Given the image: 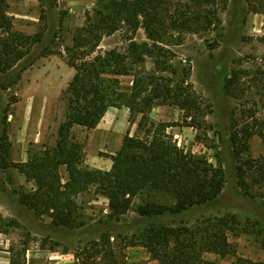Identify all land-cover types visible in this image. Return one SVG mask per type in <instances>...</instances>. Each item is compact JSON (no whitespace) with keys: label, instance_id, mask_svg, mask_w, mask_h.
Segmentation results:
<instances>
[{"label":"rangeland","instance_id":"obj_1","mask_svg":"<svg viewBox=\"0 0 264 264\" xmlns=\"http://www.w3.org/2000/svg\"><path fill=\"white\" fill-rule=\"evenodd\" d=\"M99 1L58 0L53 6L48 1L44 7L38 0H9L7 3L6 13L13 29L25 35L45 31L43 45L52 53L40 56L27 68L28 81H22L23 77L17 81L19 67L0 73V264H8L11 249L20 250L23 245L28 248L27 264H153V260L160 264L141 244L142 235L152 225L196 227L205 225L207 219L226 215L236 217L234 228L227 231L234 252L227 256L205 252L203 264H237L238 258L245 260L242 264H264V180L256 182L252 178L256 169H247L250 192L239 185L231 141L233 135L243 138L249 130L252 132L249 149L241 156L264 160V0H216L215 4H206L207 9H212L208 19L189 29L164 28V42L159 43L170 49L171 63L178 70L177 75L170 72L163 75L172 77L178 92L184 90L185 96L191 94L197 106L182 109L177 103L158 99L146 111L143 125L146 129L151 121L169 123L166 131L179 147L207 159L215 167H223L226 184L217 199L181 212L167 210L149 217L139 213L140 206L153 203L173 207L176 200L171 194L146 189L133 199L130 210L117 219L111 217L108 198L98 194L93 186L77 196L79 213L74 224L67 227L54 225L48 215H37L22 204L21 192L31 188L21 184L19 171L11 165L15 158L14 147L10 154L6 150L11 136L3 138L5 128L9 135L13 133L10 114L36 79L48 84L62 83L52 71L55 69L60 70L65 83L71 74L73 76L67 49L73 46L75 35L89 27V17L94 15ZM193 3L175 0L172 11L187 10ZM43 10L47 15L44 20L41 18ZM128 35L130 33L124 29L105 36L101 50L115 47L123 50ZM5 37V30L0 29V42ZM134 39L153 44L144 27ZM135 70L140 75L154 71L153 59L146 56ZM120 79L123 87L130 90L133 77L126 75ZM68 84L54 92L51 125L64 119L66 106L62 92ZM142 119L143 115L138 114L132 121L127 106L111 107L105 123H114L115 127L109 139V133L103 135L106 147L102 141L99 146L87 144L91 129L75 126L73 134L84 145L85 160L108 164L110 155L119 150L116 142L119 143L116 137L119 131L120 135L129 132L131 136H144V128H139ZM119 122L123 123L121 127L117 125ZM5 162L11 166L5 167ZM243 162L238 164L243 165Z\"/></svg>","mask_w":264,"mask_h":264},{"label":"trees","instance_id":"obj_2","mask_svg":"<svg viewBox=\"0 0 264 264\" xmlns=\"http://www.w3.org/2000/svg\"><path fill=\"white\" fill-rule=\"evenodd\" d=\"M8 1L0 0V29L6 32L0 42V73H9L19 67L18 81L40 56L52 50L43 45L45 31L25 35L13 29L6 13ZM38 1L44 7L48 1L53 6L58 0ZM191 1L193 6L188 5L187 10L176 8L175 11H172L175 0L99 1L94 15L89 17V27L79 31L73 46L67 49V61L75 73L62 92L66 111L58 128L56 144L30 149L28 161L11 164L36 184L35 189L21 192L22 204L37 215H48L54 225L67 227L74 224L79 213L77 196L93 186L98 194L108 198L111 217L117 219L130 210L133 199L146 189L171 194L176 200L173 207H159L153 203L140 206L139 213L149 217L167 210L181 212L213 201L222 194L226 184L223 167H215L207 159L179 147L166 131L169 123L151 121L146 129L143 125L146 111L158 99L177 103L182 109H187L188 105L197 106L191 94L185 96L182 86L179 89L183 91L178 92L172 77L163 75L165 72L177 75L178 70L171 63L170 49L159 44L164 42V28L189 29L208 19L212 9L205 6L215 4L216 0ZM46 16L43 10L41 18L44 20ZM141 27L153 44L134 39ZM124 29L130 35L123 50L121 47L101 50L105 36ZM146 56L153 59L155 70L140 75L135 66ZM126 75L133 77L130 90L123 87L120 79ZM122 106L130 108L132 121L138 114L143 115L139 128H144V136H131L127 132L120 149L110 155L113 161L110 170L85 165L84 145L76 140L73 128H95L111 107ZM8 136L6 127L3 138L8 139ZM250 136L252 132L248 130L243 138L239 135L231 138L238 182L247 192H250L247 169H256L252 177L256 182L264 180V160L241 156L249 149ZM10 149L8 141V154ZM239 161H244L243 165L238 164ZM11 165L4 163L5 167ZM235 221V216L226 215L207 219L205 225L196 227L152 225L142 235L141 244L160 264H203L205 252L221 256L234 252L227 231L234 228ZM27 250L26 245L20 250L12 248L8 264H27ZM240 261L242 264L245 260L238 258L237 264Z\"/></svg>","mask_w":264,"mask_h":264},{"label":"crops","instance_id":"obj_3","mask_svg":"<svg viewBox=\"0 0 264 264\" xmlns=\"http://www.w3.org/2000/svg\"><path fill=\"white\" fill-rule=\"evenodd\" d=\"M26 71L27 69L22 73L19 81L21 80L22 77H23L22 81L24 79L28 81L25 75ZM52 71L55 72L54 74L56 78L60 77V80L62 81L63 85L62 83H53V84L42 83V82H38V79H36L37 81L35 82L32 81L33 85L28 87L27 89L28 92L25 95L26 97L21 98L18 102L15 103L13 107V112L12 114H10L9 121L10 122L12 121L10 124L13 133L9 135L10 133L8 131V135L9 137L11 136V141H10L11 147L13 146L15 149V152L13 153V155L15 156L13 160L14 162L28 161L29 151L32 146L44 147V146H54L56 144L57 133L60 123L51 125V121H50L51 106L56 97V94H54V92L61 91V88L59 86L66 85L68 82H70V79L73 76L71 74L69 79L65 83L61 79L62 76H60L61 73L59 69H55ZM109 112L110 109L107 111V113L105 114L101 122L98 124V126L91 129L90 138L87 144L90 145L94 143L95 145L99 146L98 145L99 142L102 141V145L104 144L103 146L106 147L103 135H105V133H109L108 136L109 139L111 137L110 134L113 133L112 128L115 127L114 123H110V124L105 123V119L108 116ZM122 124L123 123L119 122L117 125L121 127ZM125 124L126 123L124 122V125ZM123 134L124 133H121L120 135V131L119 133L116 134L117 139L119 137V143L118 141H116L117 145L119 144L118 146L119 149L126 135ZM85 162L89 167L98 168L102 170H110L113 164L112 159L109 160L110 163L108 164L100 160H98L97 162L90 163L87 159L85 160ZM19 176L20 179L22 180L21 184H25L24 186L29 185L31 188L30 190L36 188L35 182L32 180H28V178L20 171H19ZM151 263L156 264L154 260L151 261Z\"/></svg>","mask_w":264,"mask_h":264}]
</instances>
